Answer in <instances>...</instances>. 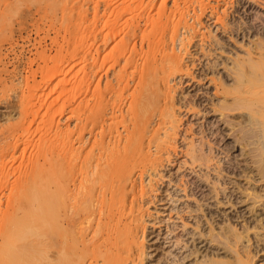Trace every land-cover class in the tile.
Instances as JSON below:
<instances>
[{
	"label": "bare ground",
	"instance_id": "6f19581e",
	"mask_svg": "<svg viewBox=\"0 0 264 264\" xmlns=\"http://www.w3.org/2000/svg\"><path fill=\"white\" fill-rule=\"evenodd\" d=\"M85 1L83 12L88 19L92 3L98 1L92 4L95 9L91 8L96 18L101 3L105 8L115 5V24L108 27L115 32L125 22L124 29L121 26L124 35L122 31L119 44L114 42L117 54L109 58L108 67L102 54L110 43L93 44L99 42V36L105 41L102 37L109 33L108 19L101 36L96 19L93 24L90 18L85 55L89 100L78 109L77 137L76 131L68 128L61 141L55 140L57 146L52 152H38L37 168L15 179V191L5 197L6 204L21 202L22 208L0 214V264H145L152 258L147 234L151 226H159L154 220L159 183L167 164H172L171 158L178 153V137L187 116L182 110L198 106L197 102L182 105L176 101L184 78L195 79L190 64L197 55L208 61L202 79L214 87L206 93L209 98L201 102L206 104L200 106L225 126H219L214 136L227 137L230 143L220 151L207 144L203 136L191 139L186 146L185 165L192 163L196 178L178 186L177 195H169L171 203L179 202L171 211L180 224H169L160 235L170 245L165 262L230 264L223 257L228 250L233 264H264V32H255L254 23L245 18L228 21L227 13L223 18L211 4L208 13L216 31L222 29L230 38L240 36L241 44H245L243 53L224 60V45L202 19L210 1L174 0L169 10L165 4L169 0H163L155 18V0H116L117 5L113 0ZM248 1L250 7L264 10V0ZM236 5H241L240 10L246 8L242 2ZM238 10L232 11L234 16ZM145 39L147 49L139 44ZM220 66L224 67L223 74L218 71ZM106 68L114 73L115 84L108 80L109 86L106 83L101 88L103 78L99 76ZM97 79L101 85L96 88ZM191 108L192 113L197 111ZM45 131L52 133L54 129ZM12 133L9 136L15 137L17 132ZM9 136L2 137L0 146ZM238 147L240 154L236 156L245 158L242 184L224 181L226 171L220 165ZM26 150L20 157L11 153V158L0 152L1 190L10 186L7 171L24 162ZM223 155L226 158L221 159ZM47 164L53 167L51 171L45 170ZM238 166L240 169L241 163Z\"/></svg>",
	"mask_w": 264,
	"mask_h": 264
},
{
	"label": "rangeland",
	"instance_id": "374dc122",
	"mask_svg": "<svg viewBox=\"0 0 264 264\" xmlns=\"http://www.w3.org/2000/svg\"><path fill=\"white\" fill-rule=\"evenodd\" d=\"M146 1L149 2V0ZM162 1L163 0H159L158 2V0H155V3L153 1L155 6L157 7L152 8V6L154 5H151V8L155 9L152 10L155 14L151 11L154 18L155 16L157 17L156 11L160 9ZM208 1H210L211 3ZM225 1L206 0V3L207 2L209 3L208 4L209 8L207 13L204 14L205 16H203L202 18L206 26L211 25L214 31H216V28H214L215 25H212L214 22L213 21L210 22L211 16L208 13L210 11V7L213 6L214 9H216V11L218 12V14L221 15L223 18H225L226 14L224 12H226L227 19L229 18L228 21L233 20L230 22H234V19L235 21H238L240 17L245 18L247 22L254 23L253 25L256 27L254 29L255 32H260V31L264 32V10L258 7H254L252 5L250 7V1L248 0H225ZM112 2L116 4L117 1L113 0ZM119 2H121V0ZM156 2H158L159 6ZM237 2L238 3L242 2V4L245 3L246 4L245 6L246 8H244L245 10L243 8L242 10H240L241 5H239L238 8V5H236ZM75 3L78 6H76ZM87 3L88 2L85 0L82 1L81 0H75V1L74 0H0V62H1L0 63V138L1 139L0 140L2 141V137L4 139L5 136H9V134L12 132L18 133V134L16 133L15 137L9 136L7 140L6 138L5 140H3L8 143L3 142L1 144L0 152L1 155L3 154L2 156H4L6 153L7 156L6 155L5 156L8 157L9 155L8 158H11L12 154H13L12 157L14 155L16 157L17 156L20 157L26 149L28 150V151L26 150L27 154H26V158L24 159V162L22 164L17 163L15 167L11 168V170L9 169V172L7 171V173L10 176L9 179L10 186L7 187L6 190L5 188L2 190L0 189L1 190L0 204L2 202V204L0 205V212H1L0 214H3L6 211L12 213L15 210V208L18 209L21 207V205H19L21 204V202H18L19 204L17 203V205L16 202H12L14 204L10 203L11 206L10 204L9 205L6 204L7 199H5V197L6 196L9 197L10 194H12L11 192L13 190L15 191L16 187L14 186V183H16L17 179H20V177H22L25 172H30L33 170V168L35 169L38 167V165L36 164L37 160H40L38 159L39 158L38 156L36 157V155H38V152L40 150L43 151L46 150L49 152L52 149L54 150L59 140L61 141L63 139V137L61 138V135L64 134L63 133L64 131L66 133V130L68 131V128L69 130L73 129L72 130L73 132L76 131L75 134L77 137V130H78L77 125L78 122H80L79 115L77 114L79 113L78 109L80 108L81 105H83V103L89 100V97L87 95L88 82L86 81L88 80L89 69L87 66L88 64L87 59H85L86 57L85 55L87 52L86 49L89 44V40H88L89 36L87 33V29L89 27L87 26V24L89 25V20L91 18L90 22L91 23L93 22V24L97 22L96 26L98 25L99 30L101 29L99 33L104 32L103 30H105V28L107 29L108 25L111 24L112 26V24H115L113 22L115 21L114 17H116V12H117L115 5L112 4L114 7L109 6V8H105L106 5L104 6V3L103 4L101 3L99 6L100 7L99 17L96 18L92 16V14H94L93 11L96 7V6L94 7L92 6L98 4L97 1V3L95 2L92 3L93 5L92 4L90 5L89 9H90V13L92 14L88 19L83 12L84 9H86ZM173 3L174 0H169L165 4H167L166 7L169 10H171V8L174 7ZM74 6L75 8H77V10L73 8ZM231 9L233 10L239 9V10L234 16L235 13H233L232 12L233 10L231 11ZM198 10L197 12L201 13V11ZM107 14L108 15L110 14L112 18L110 16H107ZM207 14L209 15V17L207 16ZM100 15H103L102 17H104L105 15L104 18L106 19L107 17L108 21L107 19L105 20L104 18L100 17ZM93 18L96 19V21ZM98 18L101 19L102 21L99 20ZM92 20H94L95 23ZM109 20L111 21V23ZM105 21H107V27ZM123 25H125V22L124 24L122 23L118 25V29L119 28L121 29V26ZM111 28L109 30L112 31ZM118 29L116 30L113 29L115 30V32L105 30L106 32H109L108 33L109 37L108 34L104 32L105 34L103 35L102 39L105 41L102 40L100 41L101 37L99 36L98 38L99 42L98 41H94L95 43L93 42V44H99L100 42H101L100 44H104L105 42L110 43L108 44V46L106 45L105 50L103 49L105 54H102L107 59L108 62L107 65L109 64L111 65V59L109 58H111L112 56L113 59L117 54V51L115 50L114 46L116 47L117 46L116 44L120 43L121 41L120 39H122L123 37L121 35L122 31L124 35V30H122L124 29V26L121 29V31H119ZM216 32H217L216 33L217 37L220 39L221 43L225 47L224 49L225 52L222 51L223 54L222 52L219 53L222 54L223 56L222 59L226 60V58L229 57L233 59V55L235 56V53L238 54L243 53V50H245V48L241 49L243 44H241L242 40L240 36L238 38L237 36H235V38L233 37L234 38L233 39L232 37L230 38V36L228 37V34L224 32L222 29H219ZM110 33L111 34L118 33V34H116L117 36L113 37L114 35H111ZM102 34L103 33H101V36ZM105 37L106 39H104ZM107 37L109 38V41ZM117 39H119V42H117L118 41ZM237 39L238 41H236ZM140 41L139 44H145L144 47L145 49H147L146 46H148L149 44L148 40L145 39L144 42L143 41L140 42ZM153 41L150 40V42ZM107 50L108 51L110 50V52H108ZM113 51L116 52L114 53ZM192 51L193 53L196 52L195 49ZM197 56L194 57L195 59L193 60L194 62L192 61L190 64V70L191 73L194 74L193 77L195 79L191 80L192 77H185L184 78L185 80H183L182 82L184 83V86H181L180 89H178L176 96V101L179 102V104L181 103L182 105L185 104L187 105V103L189 104L190 102H191L190 104H193L192 102H194L195 104L197 102L198 106L195 107L196 109L193 106H190V108L192 107L197 111L195 112L193 111L192 113V111H190V108L188 106H185L184 109L182 110V112H184L183 115L185 116L187 114V116L183 118L180 135L178 137V149H177L178 153L177 154L175 153L171 158L172 164L170 163L167 164V167L165 168L164 171L165 175L163 174L164 179L159 183L160 184V188L158 192L159 194L157 193L158 196L156 198L157 201L159 202V203L157 202L158 211L154 209L155 210L154 212H157L156 215L157 217L154 215L155 216L154 220L157 222V224L159 223V226L158 225L156 227L151 226L153 228L149 229L148 231L147 235L149 237L147 238V248H148V252L151 253L152 258H150V260H147L145 264H158V263L168 264L165 261H167L166 256L168 255L167 252L170 250L168 249L170 245L168 244V242H165L164 238L161 237L160 235L161 233H163V231L166 230L165 227L168 226L169 224L171 227L174 226L175 222H176L175 224H180V221L178 222V219H176L175 211H171L173 206L179 205V202L171 203L172 201L170 202L169 195L170 194L172 196L177 195L176 192L178 186L191 183L196 178L195 175L192 173L193 170L192 163L187 160V163L189 162L190 164L188 163L185 165L186 158L184 152H186L185 151V149H187L186 146H188V144L192 141L191 139L193 138L200 139L203 136L204 138H206L205 142L207 144H211L214 148L220 151L223 150L224 145L226 143H230V140L227 137L226 138L222 137L221 139L220 136L219 137L214 136L215 133L218 134L219 126H221V129H224L225 126H223L221 123L220 124L216 123L215 122L217 121L216 118L212 117V114H207L206 112H203L205 109L204 107L200 106L201 104L203 105L206 104L201 102H204L206 101L207 98H209L207 97L208 95L206 96V93L208 91L209 92L213 91L214 87L212 86L209 87V83L206 80L204 81V79H202V74L203 72H205L204 70H206V64L208 61H206L204 58H201L200 55L198 57ZM108 60H110V62ZM110 65L108 67H110ZM221 67L222 66L218 68L219 69L218 71L221 72V74H223L222 70L224 67L222 68ZM108 71L109 68H106L103 71V74L99 76V78L101 79L103 78L100 81L102 82V85L101 83H98L99 80L97 79L95 83L97 84L96 88L98 84L101 85V88H103V86H107V85L109 86L108 82L110 81L108 80H111L110 84L112 82L113 84H115L114 82L115 79L113 77L114 73L110 71L108 73ZM104 72L105 73L107 72V75H109L107 76L108 78L106 77V74H104ZM196 79H200L202 82ZM106 83L108 84L106 85ZM96 88L94 87V89ZM105 88L106 87H104V89ZM25 103H27L26 104L27 106L25 105ZM188 111H190V113ZM48 125H52V126L49 127L48 129V127H46ZM53 125L55 126L53 127ZM50 128L51 130L52 128L54 129L52 133L45 131V130L51 131ZM55 140L57 143H55ZM38 146H42V147L37 148ZM239 154H240V148L238 147L236 150H233L232 154H230L229 156L230 162L229 159H227V161L222 160V163H220V165L226 171L225 173L227 179H225L224 181L229 182L230 180L232 181L235 180L234 182H238V184L243 183L242 181H244L243 178L245 177L244 176L242 177L241 170L243 169L241 168H245V163H244L245 158L243 159L240 156H236ZM50 157H52V155ZM223 157L226 158L223 155L221 156V159ZM42 161L43 160H41L40 162L43 163ZM238 163H241L240 169ZM46 166L47 167H45L46 168L45 170L50 168L51 171L53 169L51 164H47ZM46 173H48V171ZM170 181H172V183ZM243 185H245V187L247 186L246 183H244ZM192 188L193 186L190 189ZM1 192H3L4 195ZM196 192L199 191L197 190ZM172 204H176V205H172ZM13 205L15 206L19 205V207H15V206L13 207ZM159 231L161 232L159 233ZM229 252L227 250L226 254L223 255V257L225 256V260L228 263L233 264L234 257L233 255H231L232 253Z\"/></svg>",
	"mask_w": 264,
	"mask_h": 264
}]
</instances>
